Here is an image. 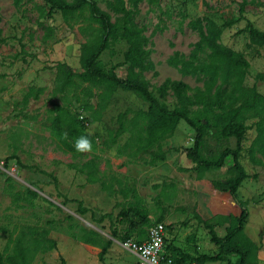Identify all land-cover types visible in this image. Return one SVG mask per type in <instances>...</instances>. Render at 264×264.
Returning a JSON list of instances; mask_svg holds the SVG:
<instances>
[{"label": "rangeland", "instance_id": "rangeland-1", "mask_svg": "<svg viewBox=\"0 0 264 264\" xmlns=\"http://www.w3.org/2000/svg\"><path fill=\"white\" fill-rule=\"evenodd\" d=\"M95 1L112 21L120 16L110 6L111 0ZM257 1L241 12L242 0L141 1L135 20L144 25L151 41L149 59L154 69L141 73L149 90L158 96L157 88L166 78L186 82L190 95L202 87L201 80L183 76L167 60L175 51L189 55L198 34L188 21L205 16L220 30V43L249 61L243 86H254L264 95V79L256 77L264 74V46H249L246 32L247 21L259 30L264 28V0ZM43 5L42 0H22L17 10L12 0H0V157L6 160V170L0 171V252L12 251L19 238L30 244L41 234L57 245L36 252L31 264H61L59 256L66 264H138L137 255L124 249L122 241L144 237L150 226L161 221L173 226L165 246L174 242L193 257L217 253L207 225L224 236L238 207L210 180L224 181L234 175L229 159L220 168L197 170L176 150L193 144L195 131L183 120L170 136L152 146L151 152L163 159L136 152L138 132L130 119L139 109H147V102L119 87L102 97V85L68 77L66 67L82 70V44L94 38L98 25L86 9L71 21L64 20L59 11L40 17L38 7ZM126 48L125 40L118 39L99 56L106 69L117 65L120 77L125 76L126 65L121 63ZM161 101L169 108L177 103L171 91ZM58 107L81 120L95 138L91 152L73 153L62 145V140H72L64 126L62 135L51 126ZM199 107L190 110L194 113ZM124 111H128L126 131L112 142L117 116ZM262 116L264 106L260 116L246 120L250 128L239 159L251 176L237 190L249 212L244 234L258 245L250 264H264V164H254L248 156L256 135L254 122ZM235 144L234 137L225 138L212 127L204 136L201 156L215 159ZM90 159L95 160L100 178L92 183L87 182L86 168L79 169ZM79 203L86 209L84 214L78 211ZM122 209L125 215L120 214ZM108 240L111 246L99 261L101 246ZM228 261L235 262L236 256L205 264Z\"/></svg>", "mask_w": 264, "mask_h": 264}, {"label": "trees", "instance_id": "trees-1", "mask_svg": "<svg viewBox=\"0 0 264 264\" xmlns=\"http://www.w3.org/2000/svg\"><path fill=\"white\" fill-rule=\"evenodd\" d=\"M44 5L38 7L39 16L50 17L54 11H59L66 21L74 20L84 9L88 11L89 18L97 25L96 34L93 39L82 44L80 63L82 70L73 71L66 67L65 73L68 77L76 76L82 82L98 84L104 87L101 96L108 97L115 88L130 91L147 102V109H139L130 121L132 128H137L138 136L136 147L139 154H153L151 148L160 140L170 136L177 128L181 120L185 121L194 131L193 144L191 146L177 147L185 156L195 164L199 171L211 168H220L226 164L227 158L234 175L226 180H210V184L218 191L228 194L238 212L231 214V226L225 229V235L220 237L215 231L209 228L210 241L218 247V252L213 255L200 254L196 257L175 246L172 242L165 247V257L171 259L172 264L196 262H217L225 260L227 255L236 256V261H228L227 264H250L254 262V253L258 245L244 234V225L247 222L249 212L245 203L240 201L237 190L241 183L251 176L246 172L240 163L242 142L246 131L250 126L246 120L260 116L264 106V95L257 92L253 86L245 88L243 81L247 74L249 61L240 52L224 46L220 43V30L214 22L205 17H196L188 21V26L197 32L198 40L188 56L175 51L167 63L175 67L183 76L191 75L202 81V87H196L195 92L190 95V86L182 80L166 78L157 88L158 96L149 90L147 82L141 77V73L153 70L154 65L149 59L151 53V41L144 31V25H139L135 18L139 13L138 4L143 0H111L110 6L120 16L111 20V15L101 9L95 0H42ZM151 3L157 0H147ZM259 4L257 0H242L239 11L245 5ZM13 6L18 10L22 6V0H12ZM46 5V7H45ZM246 32L249 46H264V28H255L250 21L246 22ZM118 39L125 40L127 48L124 51L126 65L125 76L120 77L116 66L106 69L99 60L100 54L108 49L111 42ZM61 67L66 65L60 64ZM257 78L264 79V74L259 73ZM33 91V88H30ZM171 91L176 99V105L169 108L161 101ZM248 91V92H247ZM236 102L238 105L233 106ZM200 107L193 113L190 107ZM128 111L119 113L117 116L118 127L114 130L111 141L126 131L125 121L128 119ZM203 119V121H202ZM52 128L62 135V126L66 135L72 140L69 143L62 140V145L67 151L76 153L75 140L80 136H86L92 141V148L96 147L95 138L86 131L81 120L73 116L65 108L58 107L52 123ZM256 135L248 147V156L254 164H264V117L254 122ZM216 127L221 136L234 137L236 144L234 148H224L215 159H205L201 156V148L204 136L208 129ZM154 160L163 159V155H155ZM86 168L87 182H95L100 178L97 175V166L94 159H90L80 170ZM1 171V170H0ZM56 183V178H54ZM104 184L102 182L103 188ZM36 195V192L31 191ZM78 211L82 214L86 209L78 205ZM136 214V211H134ZM121 215L126 210L120 211ZM161 222V221H158ZM172 225H165L166 231L172 230ZM171 232V231H170ZM142 237V236H140ZM144 237L135 240L142 242ZM129 239L126 237L124 240ZM166 241V238H165ZM23 242L22 238L17 240L13 250L8 253L0 252V264H31V261L38 251L52 250L56 248V241L47 236L39 235L34 237L30 244ZM112 241H106L98 254L99 261L103 260ZM167 249V250H166ZM61 264H66L65 259L59 256Z\"/></svg>", "mask_w": 264, "mask_h": 264}, {"label": "built area", "instance_id": "built-area-1", "mask_svg": "<svg viewBox=\"0 0 264 264\" xmlns=\"http://www.w3.org/2000/svg\"><path fill=\"white\" fill-rule=\"evenodd\" d=\"M0 170H6V160L0 157ZM166 228L162 222H156L147 231V238L142 242L132 239L122 241L121 246L137 255L138 264H172L170 258L165 257L164 246ZM182 264H198L187 262Z\"/></svg>", "mask_w": 264, "mask_h": 264}, {"label": "clouds", "instance_id": "clouds-1", "mask_svg": "<svg viewBox=\"0 0 264 264\" xmlns=\"http://www.w3.org/2000/svg\"><path fill=\"white\" fill-rule=\"evenodd\" d=\"M74 147L77 152H91L92 141L86 136H80L75 140Z\"/></svg>", "mask_w": 264, "mask_h": 264}, {"label": "crops", "instance_id": "crops-1", "mask_svg": "<svg viewBox=\"0 0 264 264\" xmlns=\"http://www.w3.org/2000/svg\"><path fill=\"white\" fill-rule=\"evenodd\" d=\"M174 243V242H173ZM175 246H178L177 244L174 243Z\"/></svg>", "mask_w": 264, "mask_h": 264}]
</instances>
